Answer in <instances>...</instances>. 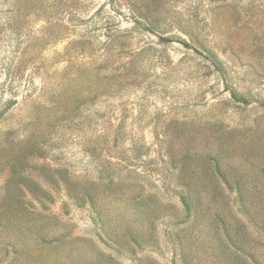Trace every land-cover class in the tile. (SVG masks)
I'll return each instance as SVG.
<instances>
[{"label":"rangeland","instance_id":"1","mask_svg":"<svg viewBox=\"0 0 264 264\" xmlns=\"http://www.w3.org/2000/svg\"><path fill=\"white\" fill-rule=\"evenodd\" d=\"M0 264H264V0H0Z\"/></svg>","mask_w":264,"mask_h":264},{"label":"trees","instance_id":"2","mask_svg":"<svg viewBox=\"0 0 264 264\" xmlns=\"http://www.w3.org/2000/svg\"><path fill=\"white\" fill-rule=\"evenodd\" d=\"M163 40H166V38H164ZM184 44H185L186 46L189 45V44L186 43V42H184ZM236 99H237V100H241V101L246 102L245 99H240V98H238V97H236ZM181 200H182V203H183V205H184V207H185V210H186L187 214H190V213H191V205H190L189 201L187 200V198H186L185 196H182V197H181Z\"/></svg>","mask_w":264,"mask_h":264}]
</instances>
